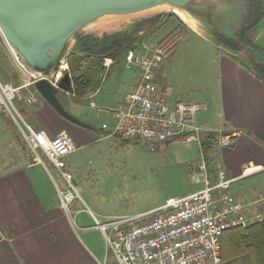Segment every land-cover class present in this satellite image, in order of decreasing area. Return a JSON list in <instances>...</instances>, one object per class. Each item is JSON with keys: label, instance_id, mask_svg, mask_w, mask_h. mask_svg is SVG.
<instances>
[{"label": "rangeland", "instance_id": "374dc122", "mask_svg": "<svg viewBox=\"0 0 264 264\" xmlns=\"http://www.w3.org/2000/svg\"><path fill=\"white\" fill-rule=\"evenodd\" d=\"M244 12L245 10L242 11V16ZM159 16L161 17L158 24L143 41L146 46L152 47L166 39L170 45L169 53L173 50L171 55L168 53L169 57L163 60L156 72L159 85L171 90V100L181 94L195 97L198 103L206 106L205 111L197 113V118L204 119L209 116L213 117L212 121L215 122L216 104L213 106L212 102L220 91V59L225 55V50L213 40L204 39L191 31L171 12H163ZM124 25L123 22L116 29ZM229 28L230 33L236 30L234 26ZM229 32L224 31L223 34L228 36ZM252 36L264 46L263 28L257 30L256 34L252 33ZM129 72L124 69V61L121 58L104 74L99 89L91 96L77 98L58 91L57 98L64 110L87 124L88 128L61 117L44 100L37 109L24 106V110L32 116V120L29 117L27 121L35 129L43 128L50 138L65 131L75 147H78L67 157L65 171L71 174V184L76 191L68 205V211L73 227L80 235V214L87 216V225L94 224L87 209H91L99 221H105L108 217H131L153 211L167 199L200 188V185L192 181L190 173L192 165L202 159L195 143L173 141L168 146L163 145L151 152L139 141H129L125 144L114 137H102L101 125L110 123V116L103 112L97 113V108H113L125 94L132 91ZM25 76L0 36V80L18 87ZM18 97H24L23 90L18 91ZM90 102L95 104V108L90 106ZM40 155L41 162L34 159L12 120L0 111V173L33 162L47 170L43 172L40 167L37 169L41 173L38 178H41L43 183L48 182L46 176L54 190L58 187L64 194L72 192L43 154ZM69 158L72 160H68ZM211 163L214 167V162ZM210 167L213 173L212 165ZM230 191L240 193L235 198L240 200L243 206L251 208L254 204L255 211L262 209L264 170L233 183ZM76 210H82L83 213H76ZM89 236L102 249L104 264H117L98 230L92 229Z\"/></svg>", "mask_w": 264, "mask_h": 264}, {"label": "built area", "instance_id": "2783aa9c", "mask_svg": "<svg viewBox=\"0 0 264 264\" xmlns=\"http://www.w3.org/2000/svg\"><path fill=\"white\" fill-rule=\"evenodd\" d=\"M141 46V49H130L123 55L124 69L137 75L135 88L115 107L97 108V113H106L111 118V122L103 123L100 129L107 137L142 142L151 152L165 142L195 143L202 159L192 165L190 173L192 181L200 188L167 199L163 205L145 214L108 217L105 221L92 216L94 228L103 236L117 264H222V233L230 228H246L264 218V209L255 211L254 204L249 208L233 197L229 192L231 185L264 168L247 166L238 177L232 178L220 163H216L210 177L201 152V135L205 131L195 120L199 104L184 98L169 102L171 90L160 88L155 80L160 64L170 51L169 42L165 39L152 47L143 42ZM101 60L105 74L115 60L110 56L101 57ZM64 74L70 77L68 58L58 66L55 77L47 80L57 87ZM26 76L18 87L0 80V111L12 120L34 159L41 162L42 153L68 184L72 192L64 194L58 189L61 205L68 211L74 196L68 199L66 194L76 191L71 184V174L65 171L66 158L76 147L67 133L50 138L43 129H35L23 117L17 101L36 109L43 101L34 89L38 79ZM20 90L24 91L21 99L18 97ZM90 106L95 108L93 102ZM217 143L220 147H228L230 137L219 133Z\"/></svg>", "mask_w": 264, "mask_h": 264}, {"label": "crops", "instance_id": "0c3cea01", "mask_svg": "<svg viewBox=\"0 0 264 264\" xmlns=\"http://www.w3.org/2000/svg\"><path fill=\"white\" fill-rule=\"evenodd\" d=\"M220 71V91L212 102L213 106L216 104L215 122L209 116L197 118V113L205 111L206 106L198 103L195 97L181 94L170 101L184 98L199 104L195 120L202 130L213 132L217 137L219 133L230 137L228 147H220L217 143L210 161L220 163L229 177L236 178L247 166L264 168V83L226 54L220 59ZM129 73L133 91L137 75ZM158 78L156 73L159 85ZM63 92L73 97L69 90ZM102 137L107 138L106 135ZM211 162L207 167L210 177ZM39 167L47 171L44 166L32 162L0 173V264H104L102 249L89 236L92 229L97 231L94 224L87 225V216L80 214L81 235L75 231L69 212L61 205L58 187L54 184L57 187L54 190L46 176L48 182L43 183L38 178ZM232 194L238 197L240 193L232 191ZM87 211L97 218L91 209ZM76 213L83 211L76 210Z\"/></svg>", "mask_w": 264, "mask_h": 264}, {"label": "water", "instance_id": "95a60500", "mask_svg": "<svg viewBox=\"0 0 264 264\" xmlns=\"http://www.w3.org/2000/svg\"><path fill=\"white\" fill-rule=\"evenodd\" d=\"M242 9V0H0V36L17 66L38 79L34 89L39 96L61 117L88 128L57 98L58 91L72 92L69 75L64 74L57 87L47 80L77 53L81 37L112 36L171 12L194 33L215 41L214 32L225 35L229 26H240Z\"/></svg>", "mask_w": 264, "mask_h": 264}, {"label": "trees", "instance_id": "16d2710c", "mask_svg": "<svg viewBox=\"0 0 264 264\" xmlns=\"http://www.w3.org/2000/svg\"><path fill=\"white\" fill-rule=\"evenodd\" d=\"M160 17L139 22L131 29L112 36H103L102 38H94L92 36L81 37L78 41L77 53L71 55L69 60L70 83L73 95L77 98H85L94 94L100 87L104 75L101 57L110 56L117 61L123 58L127 50L137 49L143 43L147 34L153 31ZM263 20L264 16L255 27H243L242 29V33L247 39L246 42H249L250 45L260 51H264V46L254 40L251 33L261 28ZM221 37L223 36L214 32V42L216 45L224 48L227 56L235 60L246 71L264 83V63L255 62V64H251L248 61L241 60L235 53L220 44ZM247 48L250 47L247 46ZM250 50L252 49L250 48ZM262 59L264 60V58ZM17 104L23 117L28 119L30 114L24 110L25 105H22L18 101ZM30 119L32 120V116ZM102 134V136L105 135L104 133ZM117 139L125 144L131 141ZM216 148L217 134L204 132L201 135V152L208 167L211 162L210 156H212ZM229 192L232 194V191ZM220 257L222 264H264V218L262 221L256 222L246 228L235 227L225 230L220 237Z\"/></svg>", "mask_w": 264, "mask_h": 264}, {"label": "flooded vegetation", "instance_id": "af4514ba", "mask_svg": "<svg viewBox=\"0 0 264 264\" xmlns=\"http://www.w3.org/2000/svg\"><path fill=\"white\" fill-rule=\"evenodd\" d=\"M242 4V10H245V12L242 16L243 19L241 25L236 28L233 33L229 32L228 36L219 34L223 36L220 38V44H222L224 47H227V49L235 53L243 61H248L251 64H255V62L264 63V60L262 59L264 58V51H260L257 48L253 47L249 44V42L247 43V39L242 33L243 27L253 28L262 19V17L264 16V0H242ZM259 29L260 28H258L257 30ZM256 31H253L252 33L256 34ZM252 38L255 40L253 36ZM247 46L252 50H250V48H247Z\"/></svg>", "mask_w": 264, "mask_h": 264}, {"label": "bare ground", "instance_id": "6f19581e", "mask_svg": "<svg viewBox=\"0 0 264 264\" xmlns=\"http://www.w3.org/2000/svg\"><path fill=\"white\" fill-rule=\"evenodd\" d=\"M73 194L72 193H68L66 194L67 198L69 199Z\"/></svg>", "mask_w": 264, "mask_h": 264}]
</instances>
